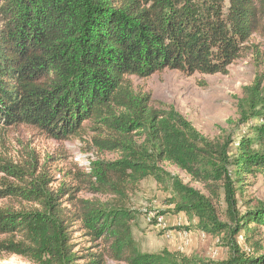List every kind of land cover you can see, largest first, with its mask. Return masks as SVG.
Instances as JSON below:
<instances>
[{
  "label": "trees",
  "instance_id": "trees-1",
  "mask_svg": "<svg viewBox=\"0 0 264 264\" xmlns=\"http://www.w3.org/2000/svg\"><path fill=\"white\" fill-rule=\"evenodd\" d=\"M254 36L264 39V0H0V128L60 142L93 132L98 151L55 187L35 161L26 186L0 190V201L29 206L0 207L1 253L33 264H264V202L245 196L249 177L264 175V80L244 88L236 129L216 138L132 81L226 76ZM148 178L165 213L186 216V230L229 257L141 252L133 231L152 210L130 200ZM77 236L92 244L85 255Z\"/></svg>",
  "mask_w": 264,
  "mask_h": 264
},
{
  "label": "rangeland",
  "instance_id": "rangeland-1",
  "mask_svg": "<svg viewBox=\"0 0 264 264\" xmlns=\"http://www.w3.org/2000/svg\"><path fill=\"white\" fill-rule=\"evenodd\" d=\"M246 47L242 58L230 67L226 76H188L178 71L165 70L147 79L135 77L132 81L136 88L150 94L156 103L174 107L203 134L216 138L225 129L228 134H232L236 127L229 128V120H238V103L244 96V88L252 86L259 79L264 80V39L254 36ZM244 132H247V127H241L238 133ZM94 136L93 132H88L83 139L60 142L48 139L29 127L0 128V190L7 189L8 185L26 186L24 180L28 178L24 175L25 168L35 161L39 162L40 167L37 173L43 171L49 180L53 179L51 186L61 184L65 181L67 170L72 169L74 164L84 167L98 157V151L92 145L91 137ZM238 143L235 142V147ZM102 156L114 158L109 154ZM12 165L18 166L17 176L8 174ZM168 170L180 175L185 183H190V179L178 169ZM249 183L246 198L264 202V175H259L257 179L250 176ZM191 186L199 188L196 184ZM165 197L166 194L159 189L153 178L141 182L131 194L132 208L152 210L133 231L141 252L159 253L163 249H170L206 259L223 260L229 257L225 247L219 245L214 237L198 230H186L191 225L186 216L165 213L170 208L165 204ZM0 207L20 209L29 206L19 200L6 199L0 201ZM160 212L165 214L161 215ZM151 216L153 219L150 220ZM156 216L162 217L163 224L154 220ZM87 241L76 237L79 255L88 253L87 249L92 244ZM0 264L33 263L0 251Z\"/></svg>",
  "mask_w": 264,
  "mask_h": 264
},
{
  "label": "bare ground",
  "instance_id": "bare-ground-1",
  "mask_svg": "<svg viewBox=\"0 0 264 264\" xmlns=\"http://www.w3.org/2000/svg\"><path fill=\"white\" fill-rule=\"evenodd\" d=\"M153 219V217L151 216L150 220ZM154 220H156L159 224H163V219L162 217H158L156 216V218H154Z\"/></svg>",
  "mask_w": 264,
  "mask_h": 264
}]
</instances>
